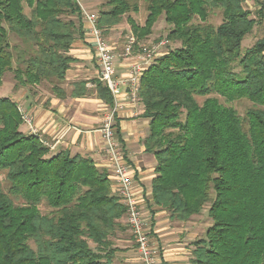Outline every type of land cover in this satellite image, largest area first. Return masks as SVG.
I'll list each match as a JSON object with an SVG mask.
<instances>
[{"label":"trees","instance_id":"1","mask_svg":"<svg viewBox=\"0 0 264 264\" xmlns=\"http://www.w3.org/2000/svg\"><path fill=\"white\" fill-rule=\"evenodd\" d=\"M143 1L144 25L127 17L136 42L151 36L163 16L166 42L178 44L139 80L141 117L149 120L145 151L156 161L152 204L178 221L207 207L211 224L194 242L190 264H264V36L242 51L258 20L245 0ZM25 2L29 16L22 0H0V86L12 71L20 87L63 97L59 86L74 62L68 52L81 9L74 0ZM215 10L218 26L208 23ZM137 11V0H103L97 27L106 36ZM256 15L264 20L261 9ZM10 34L23 44L17 56ZM95 84L111 107L109 90ZM210 94L252 107L240 116ZM23 110L0 97V264H112L120 241L135 242L107 172L89 157L53 151L36 132L25 134Z\"/></svg>","mask_w":264,"mask_h":264},{"label":"crops","instance_id":"2","mask_svg":"<svg viewBox=\"0 0 264 264\" xmlns=\"http://www.w3.org/2000/svg\"><path fill=\"white\" fill-rule=\"evenodd\" d=\"M101 3L102 0L82 2L80 0L84 9L97 13ZM80 23L79 31L68 52V55L74 58V62L69 65L64 81L59 86L63 97L43 87H32V127L24 123L27 129L21 130L27 134L32 128V132L38 133L53 151L69 150L72 155L89 157L97 168L106 172L99 129L103 116L110 107L96 92L95 82L99 81V68L92 39L86 31L82 18ZM110 30L112 28L108 31ZM145 39L137 43L142 44ZM121 45L123 44H117L120 48ZM117 46H112L113 53L118 49ZM137 51L139 49L135 47V53ZM133 63L134 60L123 56L122 50V56L114 62L116 77L126 79ZM128 91L127 87L122 86L115 97L111 95L113 104L118 105L115 123L119 131L120 140H118L131 168L134 194L143 217L151 229L157 262L158 264H190L194 242L205 232L204 222L198 220V215L187 221L172 220L169 218V212L152 204L151 187L156 177L154 171L156 161L152 154L145 151L144 146V140L149 134V120L141 117L143 105L139 100L136 103L129 101ZM78 92L82 94L77 95ZM11 99L17 102L20 98L15 94ZM117 248L119 251L115 255L120 260L114 264L139 263L135 248L131 249L129 240L120 241Z\"/></svg>","mask_w":264,"mask_h":264},{"label":"built area","instance_id":"3","mask_svg":"<svg viewBox=\"0 0 264 264\" xmlns=\"http://www.w3.org/2000/svg\"><path fill=\"white\" fill-rule=\"evenodd\" d=\"M81 9V18L86 31L92 39L95 59L97 62L98 80L115 97L120 88L127 87L128 99L136 103L139 99V80L143 71L156 59L161 49L167 44L160 41L147 49L138 44L132 34L125 37L122 45L123 56L134 60L126 79H118L115 75V55L102 30L97 27V12H91L82 7L79 0H74ZM247 1V0H246ZM253 1V0H252ZM258 9L264 14V0H254ZM135 47L139 49L135 53ZM110 107V106H109ZM118 105L113 104L104 114L100 126L102 153L106 161V172L111 181V188L116 193L125 208L126 223L131 229L135 241V251L139 264H158L157 252L152 244L151 229L143 217L138 199L133 191L134 180L130 174V166L125 159L124 152L115 132V118ZM23 122L30 125L31 120L26 114L22 115ZM34 133V132H33ZM48 145V144H47Z\"/></svg>","mask_w":264,"mask_h":264},{"label":"rangeland","instance_id":"4","mask_svg":"<svg viewBox=\"0 0 264 264\" xmlns=\"http://www.w3.org/2000/svg\"><path fill=\"white\" fill-rule=\"evenodd\" d=\"M82 1L83 0H81V2ZM22 2H23L22 3L23 4V11L27 16H29L30 15V8L27 6L25 0H22ZM102 3H103V0H102ZM137 4H138V11L137 12H130L128 14H125L124 16H122L120 22L112 27V30L107 31V35L105 37L108 40V42L110 43V45L115 47V45L117 46L118 43L123 44L125 41V37L128 34H132V32L130 30V23L128 22L127 17H130V19H132V21H134L136 23V25H138V26L144 25V21H145L146 15H147V12L145 9V2L143 0H137ZM243 6L245 9L251 11L252 12L251 17L255 18V20H258V21L256 22V24L254 26L253 32L251 34L247 35L243 39L242 51L249 48L250 46H252L253 43L258 38L264 36V20L259 18L256 15V12L259 9H258L257 5L255 4V1L251 0L250 2L247 3L245 0L243 3ZM221 19H222L221 12L218 10H215L210 14V16L208 18V23L213 25V26H218L221 23ZM169 28L170 27L164 21V17L161 16L159 18V20L154 25L153 34L151 36H149L147 39H145L144 40L145 42H142V44H144L147 49H151L152 45H155L160 41H164V40L166 41V35H167V32L169 31ZM9 39H10V43L12 45H16L18 47L17 49L13 50L14 51L13 53L15 54V56H17L18 54L21 53L20 51H22L24 49L23 44L18 38L14 37L13 34L9 35ZM176 47H178V44H172V43L168 44L167 43L165 45V47H163L161 49V54L166 52V51H169L170 49H175ZM114 51H115L114 52L115 53V59H117V60L120 59V57L122 56V45H121V48L118 47V49H116ZM16 52H17V54H16ZM159 56H161V55H158L156 58H158ZM14 62H16V59ZM15 94L19 95L20 99H19V101H17V103L21 105L22 110L24 109L23 110L24 113L31 120V123H30L31 126H29V127H32V87H20L13 78V72L9 71L2 78V85L0 86V97L8 96L11 98V96L13 97ZM20 95L22 97H20ZM208 97L217 98L220 104L227 106V107H232L240 116H243L246 113V111L250 107H252V103L246 99H241L239 101L227 103L222 98L217 96L216 94H210ZM204 99L205 98H196V100L199 104H201ZM21 129L26 130L27 126L22 124ZM30 133H32V128L30 129ZM30 133H28V134H30ZM0 180L3 184L4 189H5V181H4V177L2 174L0 175ZM114 194H116V193L114 192ZM8 195L10 196V198L15 203L17 202V200L13 196H11L10 194H8ZM39 210L42 214H45V213H47L48 208H46L44 205H40ZM206 211H207V207H205L204 210H202L201 213L197 216L198 220H201L204 222V229L209 227L211 224V221L208 218ZM129 235L131 236V233H129ZM202 237H203V235L200 236V238H202ZM134 248H135V244H132L131 249H134ZM119 260H120V258L117 257L116 255H114V258L112 260L113 264ZM137 264H139V263H137Z\"/></svg>","mask_w":264,"mask_h":264}]
</instances>
